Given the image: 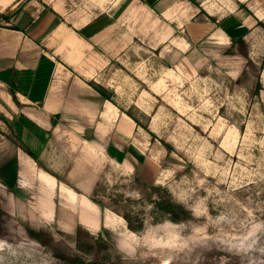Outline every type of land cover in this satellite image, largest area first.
<instances>
[{
	"label": "rangeland",
	"instance_id": "374dc122",
	"mask_svg": "<svg viewBox=\"0 0 264 264\" xmlns=\"http://www.w3.org/2000/svg\"><path fill=\"white\" fill-rule=\"evenodd\" d=\"M44 1L93 24L94 83L136 123L139 146L125 162L102 158L90 230L76 211L62 217L57 191L53 214L40 213V169L0 113V264H264V0ZM236 8L257 20L242 42L206 13ZM168 200L176 220L159 207Z\"/></svg>",
	"mask_w": 264,
	"mask_h": 264
},
{
	"label": "crops",
	"instance_id": "0c3cea01",
	"mask_svg": "<svg viewBox=\"0 0 264 264\" xmlns=\"http://www.w3.org/2000/svg\"><path fill=\"white\" fill-rule=\"evenodd\" d=\"M236 10L220 18L206 12L215 26L212 30L244 39L257 20ZM197 13L186 29L196 28ZM0 14L10 17L0 21V113L23 153L40 169L38 209L50 217L57 191L64 219L76 211L81 224L97 229L100 206L88 194L102 158L126 160L129 148L138 149L140 132L91 84L100 69L92 39L85 35L93 24L81 26V33L74 22H65L58 7L44 0H11L6 7L0 5ZM27 157L23 169L31 174L35 169ZM82 173L87 177L80 180ZM107 219L105 215L103 224L111 227Z\"/></svg>",
	"mask_w": 264,
	"mask_h": 264
},
{
	"label": "trees",
	"instance_id": "16d2710c",
	"mask_svg": "<svg viewBox=\"0 0 264 264\" xmlns=\"http://www.w3.org/2000/svg\"><path fill=\"white\" fill-rule=\"evenodd\" d=\"M0 19H4L6 21H9L10 20V17L8 15H2V14H0ZM238 40L240 42H242L243 41V38H239ZM91 84L94 86V88H96L102 94L103 97H105L106 99H110L111 100L110 96L108 94H106L105 89L102 86L97 85L95 83H91ZM34 158H36V157L34 156ZM94 202H96L100 207H102V204L100 202H97L95 200H94ZM159 207L162 210V212H163L164 215H167L168 218H170L172 220H176L174 218V216H173V213L175 211L174 208H173L174 205H173V203L170 200H168L166 202V206H164V203L163 202H160ZM26 229H27V231H28V233L30 235H32L33 237H36V238L38 237V235L40 233L38 230H36L35 228H33L31 226H27Z\"/></svg>",
	"mask_w": 264,
	"mask_h": 264
},
{
	"label": "bare ground",
	"instance_id": "6f19581e",
	"mask_svg": "<svg viewBox=\"0 0 264 264\" xmlns=\"http://www.w3.org/2000/svg\"><path fill=\"white\" fill-rule=\"evenodd\" d=\"M107 220H108V222L110 221V219H109V218H108Z\"/></svg>",
	"mask_w": 264,
	"mask_h": 264
}]
</instances>
